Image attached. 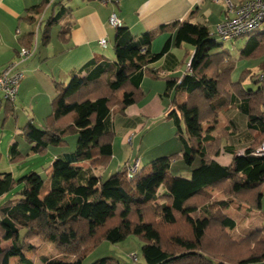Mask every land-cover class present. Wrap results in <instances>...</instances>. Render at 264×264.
I'll return each mask as SVG.
<instances>
[{
	"label": "trees",
	"instance_id": "16d2710c",
	"mask_svg": "<svg viewBox=\"0 0 264 264\" xmlns=\"http://www.w3.org/2000/svg\"><path fill=\"white\" fill-rule=\"evenodd\" d=\"M65 1L43 0L27 10L23 21L37 24V30L20 38L17 60L22 48L34 56L40 43L49 46L51 27L61 25L65 18L57 40L70 42L73 9L66 8ZM49 8L48 18H36ZM115 29V59H91L67 83L54 82L46 126L40 128L31 119L22 129L23 139L36 154L50 147L66 148L71 136L78 138V145L74 152L55 157L47 189V182L36 173L18 180L12 173L0 177V201L17 184L24 185L17 199L0 202V264H10L12 259L33 264L26 258L36 250L30 242L33 238L54 243L67 257L44 258V264H83L102 241L118 243L132 235L144 243L142 264H264V229H255L240 241L231 242L229 237L230 244L224 247L207 241L211 231L216 236L236 230L237 221L226 213L235 204L264 214V156L256 154L264 144V63L259 79L245 71L234 81L235 61L216 35L202 38L179 21L138 37L124 26ZM166 33L174 35L173 39L161 53L153 54V41ZM245 37L240 59L262 57L264 26L241 38ZM183 44L193 48L194 54L182 78L160 76L150 68ZM147 75L165 81V97L172 91L187 96L179 104L176 94L166 116L183 145L182 153L153 161L138 169L132 179L126 165L107 180L98 177L93 169L105 170L114 157V115L124 114L145 98L142 83ZM234 108L247 116L253 142L243 153H233L231 163L224 166L216 161L223 135L215 136L212 127L205 130L203 125L216 123L221 113ZM5 114L6 120L16 117L15 103L5 104ZM9 156L11 162L22 160L17 142ZM176 160L188 167L199 161V166L189 179L174 176L171 167ZM86 162L90 168L81 166ZM210 190L222 192L225 199L215 200ZM99 238L103 240L97 243ZM230 254L241 259L223 258ZM95 264L123 263L106 257Z\"/></svg>",
	"mask_w": 264,
	"mask_h": 264
},
{
	"label": "crops",
	"instance_id": "0c3cea01",
	"mask_svg": "<svg viewBox=\"0 0 264 264\" xmlns=\"http://www.w3.org/2000/svg\"><path fill=\"white\" fill-rule=\"evenodd\" d=\"M42 1L0 0V73L17 60L20 38L32 32L29 27L31 25L23 21L27 16V10L40 5ZM50 1L52 3L57 0ZM231 1L232 8L222 1L217 3L215 0H120L117 6L105 5L96 0H81L72 12L73 29L70 42L66 44L58 40L55 42L53 38L49 46L41 49L39 46L37 53L21 64L20 69L24 72L25 79L19 89L15 109L20 106L27 121L33 119L36 122L40 119L37 115L40 112L44 119L49 115V110H52V101L55 97L54 82L67 83L71 75L78 72L91 59L114 60L113 41L116 29L109 25L112 12L117 13L123 26L136 37L179 21L185 22L188 29L196 30L205 38L214 35L219 24L234 18L238 6L248 0ZM50 13L49 8L45 15L36 18L40 21L45 20ZM173 37L174 35L169 33L158 35L152 43V53H161L168 40ZM101 40L107 41L106 48L100 45ZM193 54L194 49L187 44L180 48L173 47L150 68L157 71L160 76L182 78L189 71L188 64ZM142 88L146 96L141 102L129 107L124 114L114 115L113 126L116 136L119 134L125 141L127 137L143 130L145 119L167 116L172 109L173 96L177 94L179 104L187 99L186 94H178L176 91L165 97V81L150 75L145 77ZM5 116L3 104L0 105V123L3 127L9 120H6ZM18 118L20 119L19 116ZM171 125L173 128V123ZM212 126L217 129L213 132L215 136L223 135L220 154L216 158L221 165L228 166L233 153H243L253 142L248 130V118L238 108L221 113L217 125ZM172 143L175 148L174 154H181L183 145L176 133ZM113 151L115 152V147ZM114 158H117L116 155ZM137 162L140 166V161ZM123 163H120L121 167ZM81 166L90 168V162ZM105 170L93 169V172L96 176L104 178Z\"/></svg>",
	"mask_w": 264,
	"mask_h": 264
},
{
	"label": "rangeland",
	"instance_id": "374dc122",
	"mask_svg": "<svg viewBox=\"0 0 264 264\" xmlns=\"http://www.w3.org/2000/svg\"><path fill=\"white\" fill-rule=\"evenodd\" d=\"M79 1L81 0H66L64 5L66 8H71L74 10ZM48 17L49 15L47 18ZM67 20L68 18H65L62 20V22L64 23ZM62 24H55L51 27V35L55 42L57 41V35L59 34ZM29 27L32 32L37 30L36 24ZM41 37L42 33L39 34L40 41ZM247 40L248 37L240 38L234 42L224 43L223 46V49H227L235 61L236 66L233 73L234 81H237L245 71L251 72L255 80L259 79V75L262 74L261 65L264 63V55L256 59H240V51L243 49ZM42 47L43 45L40 43V49ZM248 85H250L249 82H247V87H249ZM254 86L255 85H253V87ZM174 98L175 97L173 96V99ZM51 112L52 110H49L48 114L50 115ZM37 115H39L40 119H38L35 124L40 128L45 127V118L42 119L41 116L43 114L40 112ZM27 122L28 121L25 113H23L22 108L19 106V108L16 110V117L9 118L4 127L2 126V123H0V177H2L4 173H12L13 176L18 180L23 176L36 173L47 182L45 188L47 189L49 188V179L52 171L50 168L55 160V156L57 153L74 152L77 149L78 138L76 136L69 137L67 139L68 146L66 148L50 147L46 153L36 154L31 150L32 145L27 143L21 134L22 130L20 129H22ZM145 122L146 124L143 130L133 135L132 144L128 143L129 137H127L125 141L119 134L116 136L113 147H115L114 155H116L117 158L115 159L113 157L111 160V166L103 173V179H109L112 175L122 170V167H124L127 163L135 164L139 160L140 171L153 161L175 153V148H173L172 142L173 137H175L176 130L174 127H171L172 122H167L166 116L163 118L145 119ZM217 123L218 121L216 123H207L205 126H203V128L207 130L209 127H212L215 131H217V129L212 126L215 124L217 125ZM14 140L18 143V148L23 154V158L20 161L11 162L9 150L13 145ZM121 162H124L122 167L120 164ZM198 166L199 161H197L194 166L188 167L183 160H176L172 163L171 174L189 179L191 177L190 173H192ZM23 188L24 185L22 183L17 184L0 202L6 203L8 201L17 199V193L21 192ZM210 193L217 201L225 199L224 194L220 191L210 190ZM226 213L237 221L236 230L229 233L228 235L221 232L216 236L214 235L215 233L211 231L209 233V238H207V241H210V243L215 241V244L217 243L223 247L224 245L228 246L230 244L229 241L231 240H244L253 230L264 229V214L255 210L251 211L249 210L248 206H240L235 204L231 206V208ZM229 237H231V239L228 241ZM101 240H103V238H99L97 243H99ZM30 242L34 245L36 250L33 253L27 254L26 258L33 264H44V258L54 259L65 257V252L63 253L56 247L54 243L48 240L33 238ZM143 244V241L134 235L129 236L124 241L118 243L102 241V243H100L91 253L87 255L83 264H95L98 260L106 257L115 258L123 264H142L143 257L141 249ZM135 254L138 256L139 262H135L133 260L132 256ZM223 258H232L234 260L241 259L240 256H231V254L230 257ZM70 259V261H74V258L71 257ZM10 264L23 263L19 259H12Z\"/></svg>",
	"mask_w": 264,
	"mask_h": 264
},
{
	"label": "built area",
	"instance_id": "2783aa9c",
	"mask_svg": "<svg viewBox=\"0 0 264 264\" xmlns=\"http://www.w3.org/2000/svg\"><path fill=\"white\" fill-rule=\"evenodd\" d=\"M105 5L117 6L120 0H98ZM224 2L228 7L232 8L233 3L231 0H215V2ZM109 25L113 28L123 26L121 19L118 17L116 12H112L109 17ZM264 26V0H248L241 3L237 10L234 18H231L216 28V35L219 40L224 43L234 42L241 37L247 36L256 32ZM107 41L101 40L100 45L107 47ZM33 56L32 51L22 48L20 50L19 58L17 61L9 64L0 73V105L6 103H15L21 84L25 79L24 72L20 69L22 63L26 62ZM191 61L188 64V70L191 67ZM261 80L264 84V75L261 76ZM132 134L128 138V143L132 144ZM259 156H264V144H262L256 152ZM128 178L132 179L139 169V163L126 164ZM132 258L136 261L137 256L133 255Z\"/></svg>",
	"mask_w": 264,
	"mask_h": 264
}]
</instances>
